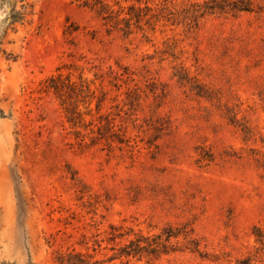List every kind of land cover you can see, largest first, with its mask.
Here are the masks:
<instances>
[{
  "label": "rangeland",
  "instance_id": "374dc122",
  "mask_svg": "<svg viewBox=\"0 0 264 264\" xmlns=\"http://www.w3.org/2000/svg\"><path fill=\"white\" fill-rule=\"evenodd\" d=\"M104 1L0 0V264H264V0ZM108 113L129 146L91 143Z\"/></svg>",
  "mask_w": 264,
  "mask_h": 264
},
{
  "label": "trees",
  "instance_id": "16d2710c",
  "mask_svg": "<svg viewBox=\"0 0 264 264\" xmlns=\"http://www.w3.org/2000/svg\"><path fill=\"white\" fill-rule=\"evenodd\" d=\"M84 5H89L90 0H79ZM120 0H116L118 3ZM92 6H97V10L101 14H105L106 17H111L113 14V10L111 9L108 2H105L104 0H95L94 3H91ZM229 8L235 11H251L252 6L248 0H208L204 2L201 5L202 11H213L217 9H224ZM131 11H134L136 9L135 6H131ZM143 9L139 8L137 11L132 14V12H129V17L122 18L123 20H126L128 23V26H131L132 20H134V23L140 22L142 19V15H147L146 13H142ZM154 15H152L148 20H150ZM130 32V31H129ZM121 69V68H120ZM113 69L110 70V76L112 77V81L114 85L117 88H120L123 83H128L129 80H133L132 74L127 71V69ZM48 87L52 89L60 98H63L64 100L71 99L76 97L77 105L74 106L72 109V113L75 114L69 118L70 121H76L75 118L82 117L83 112L78 110V105L80 102L83 104H89V98L94 97L93 94L95 93V90L91 88L90 84L83 83L79 85L76 81H73L69 77H63L62 74L58 75H52L47 79ZM86 82V81H84ZM127 96V102L125 104H130V108H134V106L139 103L141 93H140V87H128L125 91ZM79 97H82L79 99ZM100 103L97 104L98 109L100 108L102 100H99ZM123 107H121L122 109ZM91 109H89V112ZM115 118L111 116L110 113L100 116L99 123L94 124L93 121H90L88 124H85V127H89L88 135L90 137L91 143L96 142H104L109 147L112 145L114 141H118L120 144H125L129 146V140L125 138L121 133L119 129H116L117 124H115ZM80 143H84L86 139L85 133L82 135L80 134ZM122 147V145H121ZM113 227V226H112ZM115 228V227H114ZM172 228H168L166 233V240H169L172 236H177L172 232ZM117 236V234L115 235ZM187 237V236H186ZM135 245L137 248H140V244L135 243L134 241H131L129 245H125L121 248L120 256L126 255L129 256L134 253L137 254L138 250H134L135 248H131V245ZM196 247V246H195ZM194 249H197L195 248ZM69 256H79L77 254H69ZM79 264L83 263V258H78Z\"/></svg>",
  "mask_w": 264,
  "mask_h": 264
}]
</instances>
